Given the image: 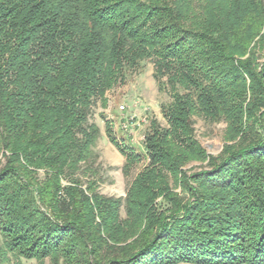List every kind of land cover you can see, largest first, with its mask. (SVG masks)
Segmentation results:
<instances>
[{
	"label": "trees",
	"instance_id": "1",
	"mask_svg": "<svg viewBox=\"0 0 264 264\" xmlns=\"http://www.w3.org/2000/svg\"><path fill=\"white\" fill-rule=\"evenodd\" d=\"M261 58L264 0H0V263L264 264ZM143 60L166 126L107 196L92 108ZM194 116L225 122L217 156ZM105 134L128 175L141 156Z\"/></svg>",
	"mask_w": 264,
	"mask_h": 264
},
{
	"label": "rangeland",
	"instance_id": "2",
	"mask_svg": "<svg viewBox=\"0 0 264 264\" xmlns=\"http://www.w3.org/2000/svg\"><path fill=\"white\" fill-rule=\"evenodd\" d=\"M260 61H264L261 58ZM170 97L166 91H160L153 77L152 60H143L136 69L126 72L124 83L106 92V103L98 100L92 108L91 121L100 129V137L94 145L98 154L100 182L97 191L107 196H124L135 176L146 164L144 136L149 130L151 119H156L166 126V120L161 113V105L168 102ZM109 123L118 145L126 152H134L141 156L128 175L122 172L124 156L110 143L105 134V123ZM193 126L195 138L208 156H217L224 145L225 122L210 121L203 117L194 116ZM1 163L3 159L0 160ZM203 163L192 161L186 165L188 173L204 166ZM39 177L44 174L39 171ZM182 196L187 197L179 187L175 189ZM162 202V201H160ZM124 214L123 210L121 211ZM23 264H38L34 259L21 258ZM0 264H13V259L1 261ZM188 264V263H179Z\"/></svg>",
	"mask_w": 264,
	"mask_h": 264
}]
</instances>
